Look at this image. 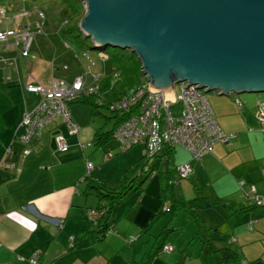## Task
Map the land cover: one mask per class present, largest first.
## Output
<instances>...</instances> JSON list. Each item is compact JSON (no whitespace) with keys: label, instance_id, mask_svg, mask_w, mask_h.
I'll use <instances>...</instances> for the list:
<instances>
[{"label":"crops","instance_id":"obj_1","mask_svg":"<svg viewBox=\"0 0 264 264\" xmlns=\"http://www.w3.org/2000/svg\"><path fill=\"white\" fill-rule=\"evenodd\" d=\"M62 41L67 42L54 33L39 40L34 62L17 58L9 47L12 40L0 42V264H28L20 258L27 260L36 253L39 264H219L230 251L238 253L242 264H264V138L255 117L264 100L249 99L247 107L237 95L212 96V102L207 97L220 129L235 138L217 144L200 161L183 149L164 148L149 162L155 176L147 179V173L139 172L143 179H136L134 190L115 207L113 228L101 238L102 228L89 220L88 212L110 202H100L89 183H118L144 157L143 148L134 149L118 171L99 177L96 168L89 172L90 160L84 155L95 134L92 144L83 135L84 145L79 141L81 131L72 136L56 119L32 144L28 156L18 139L24 114L42 101L26 91L28 86L49 89L53 81L73 84L81 77L79 57L72 65L65 61L71 52L59 57L60 46L54 50ZM40 57L48 60L47 69H41ZM13 60L16 68L11 66ZM109 81L104 77L99 82L100 90L105 89L100 104L112 102L104 95L111 90ZM59 137L69 145L67 153L58 149ZM185 164L192 166L193 173L179 181L175 168ZM253 188L262 197L261 205L250 200ZM178 202L194 210L200 224L186 209L176 207ZM250 223H255L253 231L248 229ZM199 232L212 246L203 244ZM163 245L174 252L163 253L159 250Z\"/></svg>","mask_w":264,"mask_h":264},{"label":"water","instance_id":"obj_2","mask_svg":"<svg viewBox=\"0 0 264 264\" xmlns=\"http://www.w3.org/2000/svg\"><path fill=\"white\" fill-rule=\"evenodd\" d=\"M78 1L83 37L136 54L165 106L183 83L223 97L264 94V0Z\"/></svg>","mask_w":264,"mask_h":264},{"label":"built area","instance_id":"obj_3","mask_svg":"<svg viewBox=\"0 0 264 264\" xmlns=\"http://www.w3.org/2000/svg\"><path fill=\"white\" fill-rule=\"evenodd\" d=\"M28 15V13H21L14 19L26 18ZM6 17L7 9L0 7V23ZM38 17L40 24H38L36 32L32 31L30 24L24 29L18 26L17 30L0 32V42L12 40L9 47L19 49L23 58H29L34 38L44 34L46 16L39 12ZM67 47L71 49L69 45ZM100 56L104 61L109 59L103 53H100ZM87 57L90 58V55L87 54ZM104 77L100 74L94 75L91 87H87L82 77L77 78L73 84L53 81L49 89L42 86H28L26 91L40 96L42 101L33 112L24 114L22 118L20 127L23 129V134L18 139L27 148L24 155L31 154L32 144L41 138L43 131L56 119L61 121L72 136L78 135L81 128L72 118L71 104L81 97L98 94L100 92L99 82ZM114 77L120 78L121 76L114 72ZM149 85L150 82L142 71L135 91L109 105L110 111L118 115L121 121L114 133V138L120 143L121 153H126L135 146H141L146 161L150 162L159 156L166 147L181 148L187 151L194 161H200L212 154L217 144H227L235 138V135L224 134L218 126L205 90L196 89L197 86L183 83L176 87L177 102L165 106V93H153L149 91ZM235 102L240 109L243 108L239 99H236ZM255 117L261 126L264 138V102L258 105ZM56 144L60 152L67 153L69 151V145L64 138H57ZM11 154L12 150L8 149L6 155ZM113 158L112 154H107L104 157V162ZM15 168L16 166H12V169ZM87 168L89 172L94 170L91 163L87 164ZM175 170L179 181L189 179L193 173L190 164L178 166ZM144 172L149 174L150 166H147ZM154 176L152 171L150 177ZM250 200L257 205L262 204V197L257 194L255 188L252 189ZM104 214V210H90L88 218L93 223L99 224ZM62 224V221L57 223L59 227ZM254 226L255 223H250L248 229L253 231ZM112 228L113 226L107 231L106 236ZM162 252L172 253L174 248L164 246ZM20 260L27 261L28 264H39V254H33L27 260L24 258H20Z\"/></svg>","mask_w":264,"mask_h":264},{"label":"rangeland","instance_id":"obj_4","mask_svg":"<svg viewBox=\"0 0 264 264\" xmlns=\"http://www.w3.org/2000/svg\"><path fill=\"white\" fill-rule=\"evenodd\" d=\"M17 4L22 6L19 9H16ZM0 7L7 9V17L3 20L2 24H0V29H2L3 32L9 30H17L18 26L21 29H24L28 24H30V26L32 27V31L36 32L38 24H40V19L38 17L39 12H42L46 16L44 34L38 35L34 38L33 41L35 42V44L33 42L34 47L30 52L29 58H23L19 49L17 50L15 48H12L13 53H16L18 56L17 58H23L27 62H29L30 60V62H34L32 60L34 57H36L35 55H39L35 54L36 52H38V48H36L35 46L39 40H42L43 38L47 40L48 36L53 35V33L59 37V31L64 26V20L62 17V10L64 8L73 7L77 11L82 10L84 14L87 13L85 6L78 0H1ZM11 7H13V10H10ZM21 13H28L29 15L28 17H26L27 19L20 18L18 20H15L14 16L20 15ZM14 22L15 25H13ZM59 42L61 43L60 40ZM79 43V45L75 44L73 40H69L67 42L62 41V45L56 43L57 46L54 47V50L60 46L58 56L60 57L61 54L66 57L70 56L69 60L68 58H66L65 61H69V63H71L72 65L75 63V58L77 56L79 57L80 62L83 64V68L80 66V70H82L80 74L86 85H91L93 83V76L95 74H100L102 76H105L106 78H109V82L111 83V90L105 91L104 95L107 96L106 99H110L112 101L111 103H114L121 98L131 95L132 92L138 87L140 80L137 62L139 61V59L136 54H133L130 50H120L114 48L96 50L94 49L92 40L89 38H82V40H79ZM74 44L78 47L77 50H75ZM41 45H44V43H42ZM67 45H69L71 49H69ZM69 52L71 53L69 56H67ZM55 53L56 51L54 52V54ZM100 53L107 55L109 59L107 61L102 60ZM87 54L90 55V58L87 57ZM40 58L42 59L41 69H47L46 67L47 65H49L48 60L42 57ZM15 60L11 62V66H14V68H16ZM24 67H27V65H25ZM115 70L120 72V78L114 77ZM64 76H66V74ZM218 95L219 93L213 92L206 94V97H208L210 102H212L211 97ZM238 97L241 98L244 105L247 107V100L249 99H253L255 101L258 99L262 101L264 100V94H243ZM92 112V108L88 105L74 104L71 107L72 116L81 128L79 141H81L84 145L87 143H84L86 139H82L83 135L85 136V138H91L90 144H92V138L96 130L103 129L105 132H108L111 131L114 127V115L108 109L100 108L98 112H100L101 115L96 116L95 118L92 117ZM90 146H92V148L84 150V155L90 160V163H92L94 168H96L95 172H97V175L99 177H108L113 173V171H118L120 167L126 165V163L128 162L127 157L130 155V153H132L134 149L142 148L141 146H135L130 151L121 153L120 143L116 139H111L110 142L103 148H97L94 143ZM107 154H112L114 158L110 159L108 162H104V157ZM129 169L130 168H128V170ZM100 171L103 172L98 174ZM133 178L137 179V182L143 179L142 176L138 175V173L134 174Z\"/></svg>","mask_w":264,"mask_h":264},{"label":"trees","instance_id":"obj_5","mask_svg":"<svg viewBox=\"0 0 264 264\" xmlns=\"http://www.w3.org/2000/svg\"><path fill=\"white\" fill-rule=\"evenodd\" d=\"M1 1V0H0ZM86 13L82 12V10H76L73 7H66L62 10V17L64 20V26L60 29L59 34L60 36L65 40H73L75 44H80L79 40L85 39L83 37V34L80 31V24L85 18ZM75 50H77V46H75ZM95 49V48H94ZM137 68H138V74H139V80L142 74V64L140 61L137 62ZM120 74L119 71H114ZM121 76V74H120ZM105 90L104 88H101L100 92L96 95H90V96H84L78 99L77 101L73 102L71 104H83V105H88L92 108V117H96L101 115L99 111L100 108H106L110 111L109 105L111 104L110 102L107 103H99V98L101 92ZM135 91V90H134ZM133 91V92H134ZM132 92V93H133ZM111 112V111H110ZM112 113V112H111ZM113 120L114 122V127L111 131L105 132L103 129H98L95 132V137H94V144L97 148H103L110 142L111 139L114 137V133L117 130V128L120 126L121 121L119 120L118 115L112 113ZM169 148V147H168ZM171 149V148H170ZM158 157V156H157ZM167 160V159H166ZM168 165H170L169 160L166 161ZM149 166V162L146 161V158L143 157L138 163L134 164L128 171L125 172V174L121 177L118 183L116 184H108L106 182H90L89 183V190L91 192H94L99 198L100 202L104 201H109L110 205L107 206H101L100 210H104L105 214L101 221L99 222L100 227L102 228L100 231V237L105 238L107 231L113 226L112 225V215H113V210L115 209L116 206H118L121 201H123L128 194L134 190V183L136 181L135 178H133L134 174H139L140 171H144L145 168ZM152 173V170L149 174L147 175V179L150 178V174ZM221 204V203H220ZM222 205V204H221ZM176 207H182L183 209H186V211L193 217L196 218L197 223L200 224L198 221V217L196 215V212L192 209H188L185 207L184 203H177ZM169 211H172V207L169 209ZM198 237H201V233L199 232ZM203 241L204 245L207 246H212V242L207 241L204 238H200ZM165 245H163L159 250L162 251ZM220 252V251H219ZM218 253V252H217ZM157 255L156 253H152L151 259ZM219 264H242L239 255L236 251H230V255L223 259L222 262Z\"/></svg>","mask_w":264,"mask_h":264}]
</instances>
